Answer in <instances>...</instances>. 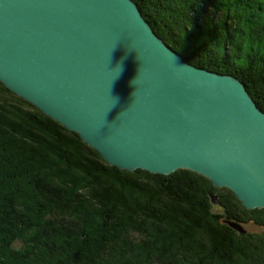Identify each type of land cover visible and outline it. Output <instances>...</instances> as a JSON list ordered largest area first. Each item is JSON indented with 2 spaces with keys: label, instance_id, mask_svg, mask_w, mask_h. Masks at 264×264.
I'll use <instances>...</instances> for the list:
<instances>
[{
  "label": "trees",
  "instance_id": "16d2710c",
  "mask_svg": "<svg viewBox=\"0 0 264 264\" xmlns=\"http://www.w3.org/2000/svg\"><path fill=\"white\" fill-rule=\"evenodd\" d=\"M135 1L188 62L234 75L264 111V0ZM19 109L32 112L26 133L9 117ZM9 131L29 149L9 141ZM65 167L83 175L70 181V194L40 174ZM211 194H220L223 213L213 212ZM263 212L189 170L166 176L111 166L0 82V264H34L30 253L41 264H264Z\"/></svg>",
  "mask_w": 264,
  "mask_h": 264
},
{
  "label": "water",
  "instance_id": "95a60500",
  "mask_svg": "<svg viewBox=\"0 0 264 264\" xmlns=\"http://www.w3.org/2000/svg\"><path fill=\"white\" fill-rule=\"evenodd\" d=\"M0 82L111 166L189 170L264 209V111L234 75L188 62L135 0H0Z\"/></svg>",
  "mask_w": 264,
  "mask_h": 264
},
{
  "label": "rangeland",
  "instance_id": "374dc122",
  "mask_svg": "<svg viewBox=\"0 0 264 264\" xmlns=\"http://www.w3.org/2000/svg\"><path fill=\"white\" fill-rule=\"evenodd\" d=\"M19 110H13V111H11L9 117L11 119H13V121H15L16 124L21 125V127L24 128L23 129V132L26 133V132H28L27 130H30L32 128L31 122L27 126V124L30 121L29 120V117H28V114L30 115V114H32V112L23 111L22 109H19ZM19 112H22V113H19ZM7 137H9V141L13 142V144H14V141H17L19 143V149L22 148V147L29 149L28 148L29 146L26 144V142H23L22 143L20 141V137L15 133V131L14 132H12V131L11 132L10 131L7 132ZM48 148L49 147L47 146L46 149H48ZM49 150L50 151H47V152L48 153L51 152V155L52 156H50V155L48 156L47 155L48 156V159L47 160H49L51 162H54V164L57 165L59 159L58 158L56 159V155L54 154V152L51 151V149H49ZM40 174H42L43 177H46V179H48L49 182H51L58 189L66 190V191H68L69 194H70V192L73 191L72 190V186H70V181H73V180L79 181L80 179H83V175L80 172L75 171V170H72V169L67 168V167L61 168L60 171H58V173H55V172H52V171H51V173H50V171L49 172H47V171L44 172V170L43 171L41 170ZM223 189H225V188H223ZM78 191H80V192H78ZM78 191H77L78 193H81V192L84 193L85 192L87 195H89V193L86 190L79 189ZM217 195H218V199H219L220 194H217ZM88 200L89 201H93L92 198L91 199H88ZM255 210H258V211L260 210V212H263V209H255ZM251 211H254V210H251ZM213 212L214 213H223L224 211L217 204H214V206H213ZM148 228H149L150 231H152L153 226L149 225ZM248 231L251 232V233H261L262 232V229L259 228V227H257V226H251V227L248 228ZM24 243L25 242H23L21 240V241H18L15 246L19 250H21ZM169 243H170V245L171 244H174L175 243L174 242V239L171 238L169 240ZM29 256H30V258H32L31 260H33L34 264L35 263L36 264H41L42 263L38 257L36 259L35 254L30 253ZM31 260H29V261H31ZM45 264H47V263H45Z\"/></svg>",
  "mask_w": 264,
  "mask_h": 264
}]
</instances>
